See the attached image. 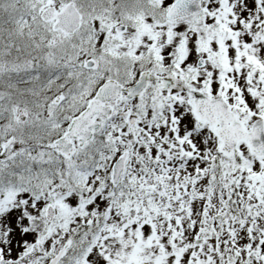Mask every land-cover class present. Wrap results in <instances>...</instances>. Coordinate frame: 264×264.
Masks as SVG:
<instances>
[{"label": "snow or ice", "instance_id": "6c2138e0", "mask_svg": "<svg viewBox=\"0 0 264 264\" xmlns=\"http://www.w3.org/2000/svg\"><path fill=\"white\" fill-rule=\"evenodd\" d=\"M0 264H264V0H0Z\"/></svg>", "mask_w": 264, "mask_h": 264}]
</instances>
